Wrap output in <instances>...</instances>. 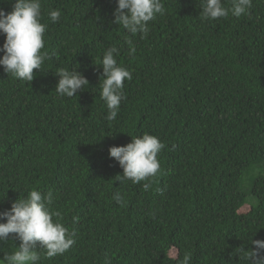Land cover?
Masks as SVG:
<instances>
[{"label": "trees", "instance_id": "trees-1", "mask_svg": "<svg viewBox=\"0 0 264 264\" xmlns=\"http://www.w3.org/2000/svg\"><path fill=\"white\" fill-rule=\"evenodd\" d=\"M162 3L147 35H133L113 23L116 0H42L49 59L31 82L0 67V211L28 190L52 191L51 210L77 234L63 255L38 245V264H176L173 249L191 253V264H241L237 248L264 240V0L217 20L201 19L199 0ZM50 9L60 11L55 23ZM112 46L132 79L109 122L96 63ZM59 68L88 86L60 96ZM144 133L165 145L160 171L120 184L108 150ZM18 249V240L0 242V262Z\"/></svg>", "mask_w": 264, "mask_h": 264}, {"label": "clouds", "instance_id": "clouds-1", "mask_svg": "<svg viewBox=\"0 0 264 264\" xmlns=\"http://www.w3.org/2000/svg\"><path fill=\"white\" fill-rule=\"evenodd\" d=\"M199 0L201 19L217 20L229 15L240 18L248 14L252 7V0ZM114 21L130 34L147 35L150 21L157 15L165 14L162 0H116ZM42 0H14L11 11L0 8V34L5 40L0 46V67L13 77L31 82L34 70H41L44 62L49 59L44 48V33L47 25L41 22ZM48 18L55 23L60 18L58 9H50ZM129 54H134L135 46L131 39L126 40ZM119 49L116 46L103 51L97 65L102 66L100 80V98L107 107L106 119L111 122L117 118L124 96V81L132 79L129 69L118 63L116 57ZM59 77L55 90L60 96L73 97L78 91L88 86L87 78L76 69L59 68ZM165 147L157 136L144 133L132 136L131 142L121 146H111L109 156L114 158L123 170L115 176L116 181L123 184L131 181L140 184L156 177L160 171L158 154ZM144 190L151 188V183L142 185ZM114 200L121 207H127L124 197L116 193ZM53 193H42L31 189L26 195L11 202L10 208L0 211V242L10 238L19 241V249L10 255H5L7 264H38L41 260L39 248L45 250L48 258L63 255L76 242V232L70 231L58 219L59 211H52ZM54 217L57 219L54 220ZM6 221V222H5ZM253 247L241 246L237 253L241 264H264V240L249 238ZM176 264H191V253L185 252L182 258L175 252L166 253ZM105 264H111L106 258Z\"/></svg>", "mask_w": 264, "mask_h": 264}, {"label": "rangeland", "instance_id": "rangeland-1", "mask_svg": "<svg viewBox=\"0 0 264 264\" xmlns=\"http://www.w3.org/2000/svg\"><path fill=\"white\" fill-rule=\"evenodd\" d=\"M248 209H249V206H245L244 208L241 209V211H242V212H246V211H248ZM171 252H175V253H177V251H176L175 249H173ZM0 264H4V263H1V262H0Z\"/></svg>", "mask_w": 264, "mask_h": 264}]
</instances>
